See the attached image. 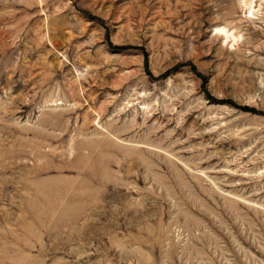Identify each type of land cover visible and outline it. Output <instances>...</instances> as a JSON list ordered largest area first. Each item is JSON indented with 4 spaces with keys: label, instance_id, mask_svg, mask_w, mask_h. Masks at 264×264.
<instances>
[{
    "label": "rangeland",
    "instance_id": "374dc122",
    "mask_svg": "<svg viewBox=\"0 0 264 264\" xmlns=\"http://www.w3.org/2000/svg\"><path fill=\"white\" fill-rule=\"evenodd\" d=\"M0 264H264V0H0Z\"/></svg>",
    "mask_w": 264,
    "mask_h": 264
}]
</instances>
